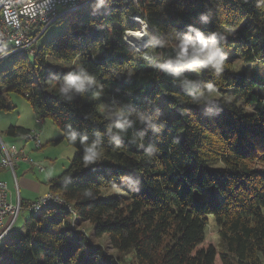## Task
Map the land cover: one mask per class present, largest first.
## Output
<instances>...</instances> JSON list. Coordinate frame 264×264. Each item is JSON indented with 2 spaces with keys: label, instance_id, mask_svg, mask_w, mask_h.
<instances>
[{
  "label": "trees",
  "instance_id": "trees-1",
  "mask_svg": "<svg viewBox=\"0 0 264 264\" xmlns=\"http://www.w3.org/2000/svg\"><path fill=\"white\" fill-rule=\"evenodd\" d=\"M256 4L257 0H169L167 19L152 10L155 4L150 0H113L112 11L99 16H92L87 5L55 22L68 17L64 32L36 45L33 53L9 58L0 70V110L11 108L9 93H18L37 119H50L59 128L66 142L62 129L67 124L87 131L90 138L95 130L104 132L98 109L105 102L154 110L162 95L176 115L162 113L165 127L160 134L145 129L146 145L154 143L160 149L151 162L130 143L142 128L139 123L125 135L119 150L113 151L105 136V157L96 165L85 167L79 145H72L68 167L47 182L62 202L31 212L22 229L12 226L0 247V264H264V87L231 71L234 56L264 63V4ZM208 8L214 11L212 22L200 25L197 17ZM135 15L165 29L171 25L183 31L190 23L205 32L235 29L223 42L225 50L235 54L223 75L217 79L205 71L199 77L219 85L213 94L223 109L219 115L216 108L205 116L177 83L141 59L144 47L136 51L124 43V31L140 27ZM171 50L169 45L162 54L171 55ZM48 57L70 65L50 63ZM123 64L134 67L136 75L114 77L110 68ZM80 65L104 86L103 95L93 100L89 93L66 103L59 98L54 76ZM227 95L232 99L225 104ZM180 106L191 113L181 116ZM86 113L98 119H85ZM29 131L8 125L5 134L16 138ZM65 176L71 177L70 183ZM109 187L121 193L102 195ZM86 188H91L93 198L83 196ZM208 215L218 227L219 243L206 237ZM84 222L98 238L107 237L116 255L74 226ZM126 254L132 256L130 262L123 258Z\"/></svg>",
  "mask_w": 264,
  "mask_h": 264
},
{
  "label": "clouds",
  "instance_id": "clouds-1",
  "mask_svg": "<svg viewBox=\"0 0 264 264\" xmlns=\"http://www.w3.org/2000/svg\"><path fill=\"white\" fill-rule=\"evenodd\" d=\"M113 0H91L89 4L90 14L99 16L108 14L112 11L111 4ZM126 2V0H124ZM155 4L152 9L159 13L162 18L167 19L166 11L169 0H150ZM212 2V0H211ZM53 0H38L37 10L47 15ZM264 4V0H257L256 6L259 8ZM216 11H221L217 6ZM214 11L208 8L199 13L197 20L200 25H208L212 22ZM93 27L100 30L101 26L91 23ZM141 31L147 37L144 42V52L141 59L152 69L158 71L165 77L170 78L177 83L181 92L186 96L191 104L198 106L205 116L211 114L212 109L219 108L215 115H219L223 109L210 99V95L217 94L219 85L211 81H205L201 78L203 72H208L212 77L219 79L226 70L229 54L225 50L223 42L229 35H233L235 29L229 28L205 32L196 24H187L183 31L169 25L166 29L159 26L150 25L145 18L141 21ZM172 46L171 55L162 54V50ZM110 71L117 79L126 77L131 79L136 75V69L130 64L119 65L110 68ZM195 74L189 76L188 74ZM54 80L58 85V94L60 100L71 103L79 96L85 97L91 93L93 100H100L103 95L104 86L97 80V77L90 73L83 65L74 67L65 72L62 76L55 75ZM130 94V93H129ZM231 95L223 97L225 104L230 102ZM102 120L105 122V130H95L90 138L87 131H82L72 124H67L62 129L64 138L71 145H79L82 151V162L85 167L96 165L105 157L104 138L107 136L108 144L113 151L119 150L124 146V137L128 131L139 123L142 128L133 134L130 143L143 151L149 162L160 151L154 143H147L145 129L153 133L163 132L165 124L161 122L162 112L159 108L154 110L149 106L144 109H137L132 103L120 102L117 104L103 103L99 107ZM181 116L189 115L190 108L183 106L177 109ZM252 109H249L251 111ZM85 119L97 120L93 113H86ZM160 136H157V140ZM64 180L71 182L70 176H65ZM85 198H93L91 188L83 191Z\"/></svg>",
  "mask_w": 264,
  "mask_h": 264
},
{
  "label": "rangeland",
  "instance_id": "rangeland-1",
  "mask_svg": "<svg viewBox=\"0 0 264 264\" xmlns=\"http://www.w3.org/2000/svg\"><path fill=\"white\" fill-rule=\"evenodd\" d=\"M59 9L62 10V7H59ZM68 17L64 18L60 22L50 25L38 40L37 45H40L47 38L64 32L67 27L66 22ZM130 31L133 32V30ZM134 50L138 51V49ZM140 50L141 49H139V51ZM227 52L229 57L235 55H233L232 49H228ZM47 61L61 66L70 65L67 62H62L52 57H48ZM8 62L9 59L2 60L0 62V70L7 66ZM231 71L235 75H244L247 78L253 79L255 82H257V84L260 85V89L264 87V63L262 62H242L237 56H234L232 59ZM212 97L213 100L216 99L214 95ZM157 102L158 108L162 113H167L170 118L176 115V108L170 107L162 95L158 97ZM8 106L11 108L7 110H0V137L5 145L8 147L13 143L12 141H16V138L9 137L5 134V129L7 126L10 124H22L23 126H27V128L38 134L41 147L39 149H35L33 142L28 141L26 147L24 148V152L25 155L32 160V163L30 164L25 161L16 162L17 166L21 162L29 164L27 168L22 166L21 168H16V181L13 178L10 169L0 170V179H3L6 182L8 190L14 197V201L16 200V194L18 190H20L21 195H26L31 200H33L32 198L35 196L42 197L47 194L57 196L59 200H62L57 193L50 192L48 188H46V182L49 177L59 175L68 167L69 161L73 157L75 148L68 144L65 140L60 139L62 136L61 131L50 121V119L37 120L34 109L22 95L18 93H9ZM249 109H252L251 106L247 107L248 111ZM22 140L23 139L21 137H18L16 144L20 146L18 143H20ZM27 149L29 150L30 155L27 152ZM33 163L40 165L43 170L39 171L36 166H33ZM101 193L102 195H118L121 193V191L113 187H109L104 188ZM31 214V211L28 209H23L20 211L13 228L22 229L24 220ZM74 226L77 229H84L89 236L88 239L92 243L103 248L106 253L116 255V251L111 249L109 246L107 237L105 235L99 238L95 236L92 232V227L90 224L84 222ZM206 237L209 241L214 242L215 244L219 243L218 227L216 226L212 215L207 216ZM4 241L5 238L0 241V247H2ZM123 258L130 262L132 256L130 254H126Z\"/></svg>",
  "mask_w": 264,
  "mask_h": 264
},
{
  "label": "built area",
  "instance_id": "built-area-1",
  "mask_svg": "<svg viewBox=\"0 0 264 264\" xmlns=\"http://www.w3.org/2000/svg\"><path fill=\"white\" fill-rule=\"evenodd\" d=\"M90 2L91 0H53L48 14L44 15L37 10L38 0H0V62L23 53H33L38 40L50 25L61 17L89 5ZM59 7H62V10ZM132 18L140 25L139 29L133 32L140 35L132 37L127 33L130 30H125L123 41L129 48L143 49L147 39L141 31V21L144 18L139 15ZM22 139L25 143L32 141L35 149L41 147L38 134L33 130L22 136ZM17 161L32 163V160L25 155L24 146H18L13 142L7 147L0 137V167L10 169L15 181ZM33 166L39 171L43 170L37 163H33ZM16 195L17 199L14 202L11 200L12 194L6 182L0 180V241L14 226L19 212L23 209L39 212L44 206L62 202L57 196L47 194L22 205L18 191Z\"/></svg>",
  "mask_w": 264,
  "mask_h": 264
},
{
  "label": "crops",
  "instance_id": "crops-1",
  "mask_svg": "<svg viewBox=\"0 0 264 264\" xmlns=\"http://www.w3.org/2000/svg\"><path fill=\"white\" fill-rule=\"evenodd\" d=\"M36 114V113H35ZM10 125H15V126H23L22 124H10ZM23 127H25V128H27V126H23ZM27 129H29V128H27ZM22 138V137H21ZM17 139H18V137H16V141H17ZM15 140V139H14ZM16 141H12V142H14V143H16ZM18 144H20V146H24V148L26 147V144L27 143H25L23 140L20 142V143H18ZM27 152L29 153V150L27 149ZM29 155H30V153H29ZM34 156V155H33ZM37 159V158H36ZM21 166L22 167H25V168H27V166H29V164H27V163H24V162H21V163H19L18 164V166L16 167V168H21ZM29 168V167H28ZM0 170H2V168L0 167ZM16 170V169H15ZM54 177V176H53ZM52 177H49L48 179H47V182L49 181V179H51ZM1 180V179H0ZM2 181H4L3 179H2ZM47 182H46V188H48L47 187ZM18 194H19V198L20 199H22V200H24V201H34V199H36L38 196H35V197H33L32 199L33 200H31L30 198H28V196H26V195H21V193H20V190H18ZM40 197V196H39ZM16 199H17V195H16ZM11 200L12 201H14V197L12 196L11 197ZM16 201V200H15ZM14 201V202H15Z\"/></svg>",
  "mask_w": 264,
  "mask_h": 264
},
{
  "label": "bare ground",
  "instance_id": "bare-ground-1",
  "mask_svg": "<svg viewBox=\"0 0 264 264\" xmlns=\"http://www.w3.org/2000/svg\"><path fill=\"white\" fill-rule=\"evenodd\" d=\"M130 36L134 37V36H139L140 33H134V32H127Z\"/></svg>",
  "mask_w": 264,
  "mask_h": 264
}]
</instances>
